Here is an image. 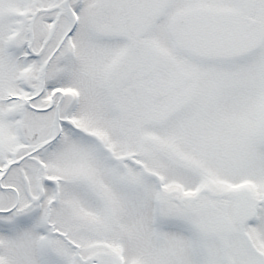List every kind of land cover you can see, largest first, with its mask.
Listing matches in <instances>:
<instances>
[{
    "label": "snow or ice",
    "instance_id": "obj_1",
    "mask_svg": "<svg viewBox=\"0 0 264 264\" xmlns=\"http://www.w3.org/2000/svg\"><path fill=\"white\" fill-rule=\"evenodd\" d=\"M0 264H264V0H0Z\"/></svg>",
    "mask_w": 264,
    "mask_h": 264
}]
</instances>
